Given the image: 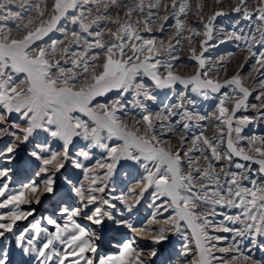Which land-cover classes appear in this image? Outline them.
Masks as SVG:
<instances>
[{"label": "snow or ice", "instance_id": "snow-or-ice-1", "mask_svg": "<svg viewBox=\"0 0 264 264\" xmlns=\"http://www.w3.org/2000/svg\"><path fill=\"white\" fill-rule=\"evenodd\" d=\"M0 264H264V0H0Z\"/></svg>", "mask_w": 264, "mask_h": 264}]
</instances>
